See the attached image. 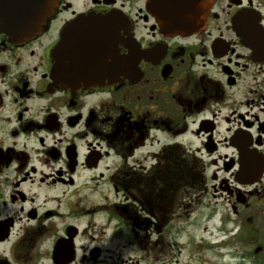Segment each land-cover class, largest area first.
Here are the masks:
<instances>
[{
  "label": "flooded vegetation",
  "instance_id": "1",
  "mask_svg": "<svg viewBox=\"0 0 264 264\" xmlns=\"http://www.w3.org/2000/svg\"><path fill=\"white\" fill-rule=\"evenodd\" d=\"M148 3L58 0L0 34V264H174L181 219L264 205V0L187 36Z\"/></svg>",
  "mask_w": 264,
  "mask_h": 264
},
{
  "label": "rangeland",
  "instance_id": "2",
  "mask_svg": "<svg viewBox=\"0 0 264 264\" xmlns=\"http://www.w3.org/2000/svg\"><path fill=\"white\" fill-rule=\"evenodd\" d=\"M211 202L212 215L197 211L194 218L186 219L191 220L187 224L180 220L179 238L174 239L178 244L173 250L174 264H264L262 202L254 204L247 214L251 222L241 220L239 226L238 219L226 215L221 204Z\"/></svg>",
  "mask_w": 264,
  "mask_h": 264
},
{
  "label": "water",
  "instance_id": "3",
  "mask_svg": "<svg viewBox=\"0 0 264 264\" xmlns=\"http://www.w3.org/2000/svg\"><path fill=\"white\" fill-rule=\"evenodd\" d=\"M215 0H149L148 11L160 28L175 35H189L205 25L209 8ZM58 0H0V34L12 43L38 35L53 15ZM55 79L60 82L61 74Z\"/></svg>",
  "mask_w": 264,
  "mask_h": 264
}]
</instances>
